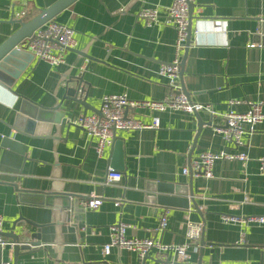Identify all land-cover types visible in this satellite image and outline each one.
Returning a JSON list of instances; mask_svg holds the SVG:
<instances>
[{
    "label": "crops",
    "instance_id": "1",
    "mask_svg": "<svg viewBox=\"0 0 264 264\" xmlns=\"http://www.w3.org/2000/svg\"><path fill=\"white\" fill-rule=\"evenodd\" d=\"M61 0H0V45L18 28ZM173 0H75L60 11L56 23L74 31L75 47L64 54V64L49 66L34 57L11 86L0 84V215L3 233L14 222L23 225L27 242L38 234L41 247L19 256L17 264H159L154 252L140 262L127 251L111 249L102 255L108 242V228L117 223L130 226L127 238L155 239L161 244L186 243L185 222L201 223L203 246L188 249L187 263L170 264H264V225L247 227L225 224L222 215H264V176L257 159L264 157V120L251 134L242 137L243 146L225 143L214 126L223 125L222 115L230 109L243 113L246 106L229 107L231 100L264 103V0H193L191 38L187 49L181 86L188 98L210 105L214 117L200 113L212 126L203 127L191 159L197 126L182 112L156 113L127 107L125 116L150 123L160 120L157 130L119 131L115 145L100 157L89 139L73 121L84 109L68 100L67 87L83 78L87 103L99 111L104 95L125 93L131 101H161L169 92L167 79L157 75L162 64L174 58L176 34L165 25L146 27L137 18L142 8H155L163 15ZM263 35V36H262ZM261 45L250 49L249 45ZM184 53V52H183ZM84 55L93 60L88 61ZM183 56V54H182ZM32 104L54 111L50 119L59 124L36 137L16 134L13 124L23 106ZM264 115V106L262 109ZM87 111L86 116L93 114ZM53 116V117H52ZM5 137L26 146L24 156L1 146ZM203 151L245 153L249 161H219L212 178L193 177V198L201 215L189 202L158 208L156 214L136 213L148 182L187 185L182 169ZM122 174L113 186H104L107 168ZM21 192L68 196L69 210L54 205L19 199ZM183 192L176 197L183 198ZM92 195L102 199L96 211L84 209ZM25 199V198H23ZM51 199V198H50ZM118 203V205H116ZM74 208H76L74 210ZM154 209H156L154 207ZM167 215L164 231H156L161 214ZM203 222V223H202ZM241 233L246 244H240ZM4 239L11 240L7 237ZM1 262L12 264V250L5 248Z\"/></svg>",
    "mask_w": 264,
    "mask_h": 264
},
{
    "label": "built area",
    "instance_id": "2",
    "mask_svg": "<svg viewBox=\"0 0 264 264\" xmlns=\"http://www.w3.org/2000/svg\"><path fill=\"white\" fill-rule=\"evenodd\" d=\"M193 0H173L171 5L160 15L155 8L142 7L137 18L143 22L146 27H152L158 24L173 28L176 34L174 44V58L169 64H162L157 70V75L167 79L169 92L161 101H131L125 93L120 95H104L101 98L99 113H93L88 116H81L73 124L81 128L89 139H94L92 150L97 157H100L105 149L111 148L114 144L116 133L119 131L139 132L145 130H157L160 126L158 117H154L150 123L131 119L125 116L127 107L135 109H147L156 113L182 112L192 116L194 113H207L210 117L215 116V112L208 104H201L191 101L181 93V86L178 84L180 62L182 54L186 48L189 26V5ZM74 31L70 27L49 21L37 29L32 38L27 39L23 49L30 53L35 59L44 62L49 66L57 67L64 64V54L74 49L76 43L74 40ZM261 45L251 44L250 49L260 48ZM229 107L244 105L246 111L243 113L230 109L222 115L223 125L214 126L223 142L233 144L236 147H242V137L245 134L254 132L255 127L264 120L262 112L264 103H253L250 101L231 100ZM237 161L245 165L249 158L241 153H229L220 151L213 153L211 151L200 152L194 158L189 167L182 169V174L188 176L189 169L193 177L212 178V168L216 162ZM258 170L264 176V157L257 159ZM122 179V174L112 168H107L103 185L113 186ZM102 204L100 197L92 195L85 203L84 209L87 211H96ZM118 205V203H116ZM221 221L225 224H235L243 227L249 225H264V215L251 216H232L222 215ZM3 218L0 215V255L5 248L12 250L14 244L4 239ZM186 243L182 245L161 244L155 239L127 238L125 233L130 228L124 223H117L108 228V242L102 247V255L108 256L111 249L127 251L137 256L140 262L151 252H154L155 258L159 264H170L169 254H172L176 262L187 263L190 260L188 249L193 248L197 251L194 243L201 238L202 224L191 221L185 222ZM167 226V215L163 213L159 217V224L156 231H164ZM240 244H246L244 234L241 233ZM0 264H10L9 262H0Z\"/></svg>",
    "mask_w": 264,
    "mask_h": 264
},
{
    "label": "water",
    "instance_id": "3",
    "mask_svg": "<svg viewBox=\"0 0 264 264\" xmlns=\"http://www.w3.org/2000/svg\"><path fill=\"white\" fill-rule=\"evenodd\" d=\"M75 0H61L54 6L49 9L43 10L37 15L35 18L28 22H19V28L3 43L0 45V84L5 86H11L15 80L19 78L21 73L25 70L27 64L31 61L33 56L27 51L20 49L21 46H24L27 39L32 38L34 32L39 29L41 26L46 24L47 22L54 19V17L63 9L70 6ZM189 26H188V38L186 41V48L184 50L183 56L180 62V72L178 78V84L181 86L182 77H183V68L184 61L187 53V49L190 46V38H191V20H192V5H189ZM264 33V32H263ZM264 35V34H263ZM262 35V36H263ZM264 36L261 37V41L263 42ZM72 50V49H71ZM84 57L88 61H92L93 59L87 55ZM75 87L71 86L66 89V96L68 100L73 103L78 104L84 109L83 116H86L87 111H92L94 113H99L95 109L91 108L87 103V93L81 87L83 84V78L79 77L76 79ZM181 93L184 94L188 98V93L181 86ZM54 113V111H44L36 107L32 104H27L23 106L19 111V114L16 116L15 122L12 126L14 133L20 135H26L29 137H36L39 134H43V130H47V132L51 129V125L59 124L61 117L56 116L54 119H50V116ZM53 117V116H52ZM192 119L194 124L197 126L195 141L193 146L189 152L188 159H191L192 153L196 146V141L199 135L201 134L203 127L212 126L211 123L205 122L200 117V113H194L192 115ZM116 139V137H115ZM118 140H114L115 149L119 148ZM1 146L10 151L16 152L22 156H24L27 152L26 146H23L21 143L16 141L14 138L5 137L2 141ZM190 164V163H189ZM188 164V167H189ZM188 184H174V183H153L148 182L146 186V194L143 199L142 204L136 205L135 212L144 214H156L158 208L162 207H172V206H181L180 208H184V210L189 209V202L191 203L192 208H194L195 212L199 215V209L195 200L193 198V190H192V173L189 169L188 174ZM180 192H183V198L181 201H177L176 196L179 195ZM38 199L37 201H32L38 204H48L50 200L53 201L52 205L56 203L59 199L64 202L60 207L69 210L71 208L70 197L68 196H56V195H43L40 193H28L21 192L19 194L20 200L27 201V198ZM25 198V199H23ZM51 198V199H50ZM56 200V201H55ZM154 207L156 209H154ZM76 208H74L75 210ZM21 220V219H20ZM17 220L13 223L10 233H2L3 237H7L14 244L12 248L13 260L12 264H17V259L19 256L30 255L35 252L36 249H40L41 241L38 234H32L30 242L25 241L26 237L24 236L23 225L19 224ZM203 223V222H202ZM203 228L201 232V238L198 242L194 243L195 246L200 247L203 246ZM148 257L145 258V260ZM1 262V260H0Z\"/></svg>",
    "mask_w": 264,
    "mask_h": 264
}]
</instances>
